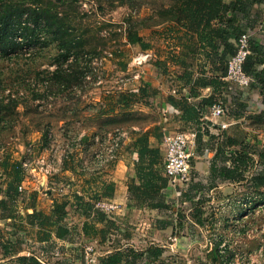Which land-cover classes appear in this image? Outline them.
<instances>
[{
	"label": "rangeland",
	"instance_id": "obj_1",
	"mask_svg": "<svg viewBox=\"0 0 264 264\" xmlns=\"http://www.w3.org/2000/svg\"><path fill=\"white\" fill-rule=\"evenodd\" d=\"M170 3L171 0H69L58 11L60 15L68 14L73 20L75 17L70 30L75 43L70 52L56 48V45L37 43L49 35L42 30L37 32L35 41L23 42L13 56H0V98L5 102L9 101L10 95L23 98L16 108L0 112V161L4 151H8L15 160L29 158L33 166L42 153L54 156L55 162V169L45 178L40 173L27 174L29 177L24 189L19 191L15 203L10 204L16 218L0 217V264H19L17 257L23 255H35L47 264H89L85 252L87 244L94 247L97 255L95 248L101 245L125 244L126 248L141 249L152 241L166 248L165 256L171 257L166 259L172 260L173 264H264V185L252 193L246 182L225 185L220 189L201 182L204 186L198 189L200 198L194 208H190L189 200L183 203L179 199L175 203L180 210L176 211V227L170 232L157 229L151 222L137 225L128 222L120 230L110 224V216L114 214L103 212L104 219L112 228L109 233L113 238L111 245L108 241L104 244L73 239L78 242L74 246L46 244L48 246L40 248L30 233H25L27 239H23V229L19 227L23 223V212L25 214L23 207L32 200L47 208L51 205L49 199H68V221L80 227L83 216L79 220L73 213L76 191L79 188L83 194L87 192L84 195L89 198V193L94 195L99 185L90 177L106 173L93 159V151L97 148L92 144L93 134L98 131L103 137L107 131L123 129L129 135L132 125L146 123L149 113H154L151 107L143 105L135 106V119L133 114L120 110H115L109 117L98 114V111L105 107L108 94L137 87L141 77L135 75L137 72L145 75L142 66L152 61L149 57L143 65H134L133 58L147 51L126 43L128 30L138 29L156 46L157 57L163 58L166 48L159 33L165 30V22L171 17L165 7ZM112 51H117L119 56L116 57L117 52ZM118 59L127 62L126 70L119 67ZM57 71L70 73L68 81H56L53 85L52 77ZM51 82L54 92L48 90L41 98L32 96L37 87L43 91ZM183 130L176 128L171 131ZM257 139L263 143L264 138ZM30 147L33 154H27ZM192 159L191 156V175L198 173L193 168ZM65 160L75 167L73 173L62 170V162L59 163ZM251 165L246 173L248 177L261 169L256 161ZM6 183L7 176L0 169V189H4ZM218 190L219 199L216 196ZM2 195L0 191V198ZM199 209L203 211L200 216L203 223L194 225L189 219ZM167 215L163 217L169 218L171 214ZM176 216L172 214V217ZM156 217L149 214L150 220ZM166 219L159 221L165 222ZM162 222L158 226L163 225ZM174 236L179 238L174 239ZM6 246L10 249L8 254Z\"/></svg>",
	"mask_w": 264,
	"mask_h": 264
},
{
	"label": "trees",
	"instance_id": "obj_2",
	"mask_svg": "<svg viewBox=\"0 0 264 264\" xmlns=\"http://www.w3.org/2000/svg\"><path fill=\"white\" fill-rule=\"evenodd\" d=\"M251 1L260 2L264 0H231L230 2L224 0H171V3L165 6L166 10L171 15L165 23H175L176 25L183 26L187 33H190L192 36H197L198 42H206L205 46H209L213 54H217L219 43H223L225 48L220 55V59L224 63L222 73L224 77L227 73L229 58L237 51L236 41L233 43L229 38L233 34L237 40L238 37L247 30L244 31L240 29L235 33H231L220 25L215 26L214 21L217 20L219 24L226 23L225 18L229 10L243 11L252 3ZM68 2L69 0H0V56H13L12 54L18 52L23 42L27 41L31 43L35 41L37 32L42 30L47 31L49 35L42 40L38 38L41 42L36 41L37 43L44 44L45 46L56 45V48L64 49L67 53L70 52L71 48L74 46L73 43H75V41L72 42V39L75 37H71L70 33L75 17L73 20L68 14L64 13L60 15L58 11L60 6ZM232 21L233 16L229 18V22ZM125 38L126 43L139 45L143 50H148L153 46L138 29L128 30L125 34ZM192 39L190 51L193 55H196L199 51V45H197V40H195L194 37ZM252 40L250 41V53L245 60L244 69L249 75L253 76V87L260 88L263 92L264 44ZM82 44L83 47L86 45L84 41ZM112 52L116 53L117 51ZM115 56L118 57L119 53L117 52ZM117 62L122 70L127 69V62L121 61L120 59H118ZM260 66L263 67L260 69ZM60 68L61 67L58 69ZM36 75L39 76L38 74ZM69 77L70 73H65V71L58 73L57 71L52 77L53 85L56 81L59 83L65 80L68 81ZM201 82L203 84L213 85H221L222 83L214 78L208 81L201 80ZM53 85L51 82V85L45 87L43 91L37 87V89L33 91L32 96L34 98L46 96L48 90L52 91L54 89ZM226 85H228L227 81ZM156 92V89H153L147 83L140 86L138 89L115 91L107 95L105 98L106 105L101 111H98V114H104L109 117L115 110H120L128 114H133L132 117L135 119L137 113V111H134L135 106L139 104L152 106V99ZM241 98L239 102L244 104ZM8 100V102H5L4 99L0 98V112L16 108L23 98L12 97L10 95ZM168 101L175 108L182 110V118L192 120L195 124L200 123V105H195L190 103L187 99H177L173 96H169ZM215 102L216 100L214 101L213 97H205L202 100L203 105L207 104L209 106H212ZM254 116L258 123L264 122L261 112ZM131 127H133V125ZM159 129L160 127L156 125L145 131H135L134 129L131 131L136 135L135 139L130 143L129 148L131 149L132 147L133 152L137 154V159L135 161L137 178L129 179L128 185L130 198L136 206H149L150 208L160 209L169 207L163 193V190L169 184V179L163 173L165 156L161 151V147L152 146L150 140L152 135L161 138L158 133ZM183 131L185 132V130ZM239 132L238 136L227 140L224 145L220 144V146H218L214 157L216 161L212 163L211 174L214 178L219 177L224 181L229 180L236 183L246 182V186L248 189H252L251 192L253 193L259 190L260 186L264 185V146L260 147L252 143L248 140L247 135L243 133V131ZM97 134L100 133L97 131L93 136ZM195 134L196 142L200 147L203 143L204 133L198 128ZM232 145L236 147L231 150L229 155H226L223 146ZM3 156L4 157L0 161V169H2L5 176H7V186L4 189H0V191L3 192L0 198V217L15 219L16 215L12 211L10 204L15 203L19 193L18 186L25 179L27 173L22 167L20 160H15L10 152L4 151ZM255 156L257 157L256 160ZM218 159L223 163H218ZM254 161L261 166V169L256 171L251 177H248L246 173L249 171ZM71 168L74 167L68 165L65 160L63 169L66 170ZM137 180H139V182ZM113 191L114 185L113 183H109L106 185L105 190H103L102 195L112 196ZM100 197V195H95L91 197V200L86 201L83 195L75 194L74 205L80 208L88 217H90V213H94V217L91 220L84 221L81 232H78L77 227H70L67 224L66 218L69 215L68 206L70 205V201L66 198L54 199L53 207L49 212L38 209L36 201H30L26 206L25 214L22 216L23 223H20L19 227L23 229V231H26V233L35 232L38 238L37 241L39 242L48 241L53 235L57 238L68 240L71 236H77L79 233H83V235L87 237H96L99 235L101 239L104 240L106 239L107 230L112 223L109 224L108 221L104 219V213L94 206L95 202L98 201ZM249 197L251 198V196ZM30 208L32 212L28 211ZM202 212V210H197L195 215L199 224L203 223L200 217ZM98 224L102 225L99 226ZM6 247V253L8 254L10 249L8 246ZM163 252V247L158 245H151L146 250H123L117 248L115 251L102 256L99 260V264H143L146 262L149 264H167L166 260L163 258ZM17 262L19 264H46L35 255L19 256L17 257ZM210 264L214 263L211 262Z\"/></svg>",
	"mask_w": 264,
	"mask_h": 264
},
{
	"label": "crops",
	"instance_id": "obj_3",
	"mask_svg": "<svg viewBox=\"0 0 264 264\" xmlns=\"http://www.w3.org/2000/svg\"><path fill=\"white\" fill-rule=\"evenodd\" d=\"M226 2H230L231 0H224ZM252 3L247 6V8L243 11H230L226 16V23H218L217 20L214 21L215 26H222L227 29V31L231 33H235L236 31L249 30L251 32V40L257 41L260 44H264V1H251ZM233 16V21L229 22V18ZM228 19V21H227ZM167 24V25H166ZM252 29V30H251ZM161 32V31H160ZM164 32V33H163ZM163 38L164 47L166 51L163 55V58L157 57L156 46H152L147 51L151 54L152 61L146 63V65L142 66V72H145V75H140V72H137V77H141V82L137 87H133L132 89H138L140 86L144 84H148L153 89H156V94L152 99L153 105H143L146 107H151L154 113H149L150 116L146 118V123H137V125H133L132 129L135 131H145L153 126H159L160 129L158 133L161 138L157 136H151V145L152 146H160L163 155L165 156V148L163 145L164 134L167 131H171L172 129L182 128L186 130V132L191 135V141L189 143V151L192 154L193 160V168H195L196 172L191 175V179L186 185L182 183H171L169 182L168 186L163 190L164 198L166 203L169 205L168 208H150L149 206H136L134 202L130 198L129 193V179L137 178V173L135 169V161L137 159V154L133 152L132 147H130V143L135 139V134L130 133L127 137L125 145L119 150L117 159L112 162L108 166L101 167L104 169L102 172L106 170V173H101L99 175H94L95 177H90L92 180L96 181L97 188L95 193H89L90 197H86L84 194L87 192L84 191V194L78 188L76 191L80 195H84L85 198L91 200V197L95 195H100V199L103 200H111L118 205L117 209L113 212L112 224L115 227H119L121 230L124 226L128 224H148L156 226L157 229L162 231H169L176 227V219L177 214L180 209L177 208V204H175L179 199L183 203L189 200L190 208H194L195 204H197L198 199L200 198L198 189L201 188L203 183L207 182L213 188L220 189L225 185L235 184L236 182H232L229 180H221L219 177L214 178L211 174L212 163L216 161L214 159L216 155V150L220 144H225L227 140L231 138H235L238 136L239 131H243L247 135L248 140H250L253 135L254 139L251 141L252 143L257 144L260 147L264 146L263 143L257 138H264V125L257 124V120L254 115L259 114L261 112L262 118H264V91L262 92L260 88L253 87V82L251 85L241 91L238 97H234L230 99V94L228 92V85H226L225 76L223 77V69L224 63L220 59V55L224 51V44L219 43V48L217 54H213V51L209 46H205L206 42H198L197 36H192L190 33L186 32V29L183 26L176 25L175 23H165V30L162 33H159ZM194 37L197 40V45H199V51L196 55L190 51V45L192 42V38ZM229 40L235 43V35L229 38ZM139 46V45H133ZM140 47V46H139ZM141 48V47H140ZM142 49V48H141ZM143 50V49H142ZM263 66H260V69ZM141 71V69H138ZM218 79L221 81V85L216 84H203L201 80L208 81L211 79ZM138 82V81H137ZM225 83V84H224ZM173 96L177 99L184 98L187 99L190 103L201 106V117L200 123L195 124L192 120H186L183 117V112L179 108H175L168 101V97ZM205 97H213V100H223L228 105V114L227 116L221 118H209V108L210 106L202 103V100ZM242 97V98H241ZM242 99V103L239 102V99ZM261 106H258V105ZM140 105V104H139ZM152 111V112H153ZM226 122L229 126L225 129L221 128L220 123ZM264 124V122H262ZM198 128L204 133L203 143L198 146L196 142V134L195 131ZM257 142V143H256ZM236 146H223L225 154L229 155L231 150ZM64 165L63 161H60L59 164ZM218 163L220 162L218 159ZM58 169V168H56ZM62 170L63 166H62ZM65 171L73 173L75 171V167L71 169H66ZM108 172V173H107ZM192 172V171H191ZM163 173H164V165H163ZM89 181H92L88 179ZM139 182V180H137ZM200 181L199 183L195 182ZM109 183H113L114 191L112 196H103L102 192L105 190L106 185ZM197 188H196V187ZM76 187V186H75ZM95 189V188H93ZM92 189H90L91 191ZM217 199H219V190L216 192ZM180 197V198H179ZM57 199V198H55ZM99 199V200H100ZM51 205L47 208L43 206H38V209H43L46 212H49L53 207L54 199H49ZM229 200V197L227 198ZM27 203L24 205V209L26 212ZM74 215L80 220V216H83L82 223L80 227H77L78 232H81L83 223L85 220H91L94 217V213H90V217L84 214L80 208L76 205L74 206ZM202 210V209H199ZM29 212H32V209H28ZM69 211V210H68ZM24 214V212H23ZM70 214V212H69ZM149 214L157 216L155 219H149ZM170 217H163L168 216ZM172 214L176 216L172 217ZM196 212L193 213L192 217L189 219L191 223L194 225H200L195 217ZM182 216V215H181ZM161 218H167L166 221H159ZM69 218H66L67 224L70 227H76L77 225H71L68 221ZM160 222L163 225L158 226ZM106 223V222H105ZM99 226L102 224H98ZM112 228L109 227L106 233V239H101V236H85L83 233L77 234V236L73 235L68 240H63L57 238L53 235L48 241H37V236L35 232H31L30 234L33 236L35 244L40 248H44L48 245L46 244H56L62 245L63 243L66 246L76 245L78 242L73 239H85L88 242H97V243H108L111 245L113 238L110 237V230ZM26 231H23V239H27L25 236ZM109 234V236H108ZM27 235V233H26ZM128 235V234H127ZM120 236V234H119ZM116 238V237H115ZM169 238L172 239L171 234H169ZM179 238V236H174V239ZM31 239V238H30ZM105 241V242H104ZM118 241H120L118 239ZM71 244V245H70ZM73 245V246H74ZM90 245V244H87ZM151 245L160 244L154 243L153 241L148 243L147 247L137 249V248H126V245H111L104 247L101 245L99 248H95L97 255H95L94 247L93 251L90 254L95 258L93 263L99 264V260L102 256H105L113 251L118 249L128 250H146ZM164 249L163 258L165 260H170L166 258L165 253L167 252L166 248L162 246ZM58 250L56 249L55 252ZM86 252V250H85ZM58 253V252H57ZM167 262V261H166ZM45 263V262H44ZM92 263V264H93ZM168 264H173L172 260L167 262ZM47 264V263H46Z\"/></svg>",
	"mask_w": 264,
	"mask_h": 264
},
{
	"label": "built area",
	"instance_id": "obj_4",
	"mask_svg": "<svg viewBox=\"0 0 264 264\" xmlns=\"http://www.w3.org/2000/svg\"><path fill=\"white\" fill-rule=\"evenodd\" d=\"M250 41L251 32L248 30L242 33L236 40L237 51L229 58L227 64V73L225 80L228 82V92L230 99L238 97L244 89L248 88L254 81L252 75H249L244 69V63L247 55L250 53ZM151 57L149 52L141 54L133 58L134 65H143V61ZM138 74L135 75L137 77ZM228 105L223 100L216 101L209 108V118H221L227 116ZM221 128L225 129L229 126L226 122L220 123ZM97 134L92 138V144L97 148L93 151V159L97 162V165L101 168L110 165L117 159L119 150L125 145L128 134L123 129H115L112 132H107L105 136ZM191 135L184 131H167L164 134L163 145L165 148L164 158V174L171 183H188L191 179V152L189 151V143L191 141ZM32 148L27 149V154H33ZM22 167L29 173L42 174L45 178L47 175L53 172L55 169L54 156L42 153L38 155L36 160V166H33L32 160L29 158L19 159ZM18 186V190L22 191L25 187L26 181H28V175ZM95 208L106 214L113 213L118 205L111 200L100 199L95 202ZM87 259L89 264L95 261V258L90 254L93 251L91 245L85 246Z\"/></svg>",
	"mask_w": 264,
	"mask_h": 264
}]
</instances>
